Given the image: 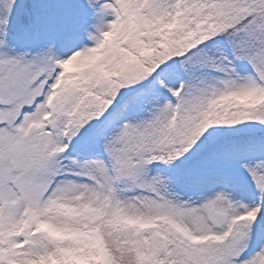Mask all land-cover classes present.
Here are the masks:
<instances>
[{"label":"snow or ice","instance_id":"obj_1","mask_svg":"<svg viewBox=\"0 0 264 264\" xmlns=\"http://www.w3.org/2000/svg\"><path fill=\"white\" fill-rule=\"evenodd\" d=\"M0 264H264V0H0Z\"/></svg>","mask_w":264,"mask_h":264}]
</instances>
